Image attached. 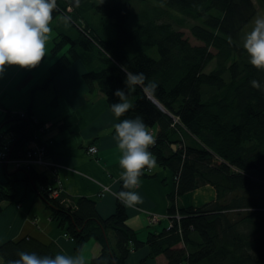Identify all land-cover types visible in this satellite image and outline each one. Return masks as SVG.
Wrapping results in <instances>:
<instances>
[{
  "label": "trees",
  "instance_id": "16d2710c",
  "mask_svg": "<svg viewBox=\"0 0 264 264\" xmlns=\"http://www.w3.org/2000/svg\"><path fill=\"white\" fill-rule=\"evenodd\" d=\"M145 2V8L133 9ZM173 12L195 21L187 28L201 45L186 38L181 31L185 20H175ZM257 13L253 0H57L51 22L63 17L64 29L53 51H67L51 66L45 87L83 61L89 68L84 82L98 86L111 111L110 105L119 102L114 92L126 90L121 66L158 84L155 94L140 86L129 91L134 107L124 118L139 114L151 128L155 143L150 151L158 166L143 170L140 179L157 178L156 168L171 174L162 183L169 187L172 225L142 240L128 225V209L120 199L107 218L95 201L71 199L57 178L58 165L49 158L47 135L59 123L41 121L30 109L0 116V165L5 169L0 215L5 203L22 204V186L42 200L76 253L90 241L101 246L90 264H126L142 248L148 254L138 264L160 256L162 264H264V71L251 66L240 44ZM153 49L157 58L150 54ZM253 79L262 87L253 88ZM91 148L98 153L91 146L87 154L96 156ZM20 160L25 164L16 167L14 161ZM205 186L215 190L214 201L182 204ZM124 190L121 181L117 193ZM143 213L150 225L158 223ZM18 251L54 255L61 249L32 236L0 244L5 262L18 258Z\"/></svg>",
  "mask_w": 264,
  "mask_h": 264
},
{
  "label": "crops",
  "instance_id": "0c3cea01",
  "mask_svg": "<svg viewBox=\"0 0 264 264\" xmlns=\"http://www.w3.org/2000/svg\"><path fill=\"white\" fill-rule=\"evenodd\" d=\"M63 21L54 27V21L50 22L51 32L45 45V57L35 68L25 72L26 69L15 65L5 66V72L0 75V116L5 111L16 114L30 109L41 121L51 125L59 123L52 126L47 135L49 158L58 165L57 178L71 199L77 201L87 197L95 201L100 215L107 218L116 209L118 198L112 193H117L122 181L119 161L123 153L114 139L116 118L98 86L90 88L84 82L83 75L89 68L83 61L74 62L44 86L51 66L67 51V48L58 54L53 51L64 29ZM91 146L98 148L96 156L87 154ZM157 174V178L140 179V186L136 190L144 202L134 207L126 206L128 225L138 232L142 240L146 239L148 232H161L171 225L166 217L169 187L162 183V179L170 178L171 174ZM4 179L5 169L0 165V182ZM104 187H108L109 191L103 194ZM208 187L188 194L182 199V204L198 207L214 201L216 192ZM19 190L21 196L24 195L19 196L23 199L22 204L5 203L0 215V244L32 236L44 243H55L61 252L82 255L85 264H90L91 259L101 253V246L93 241L86 244L81 253H76L74 242L51 220L42 200L33 193L25 192L22 186ZM143 211L160 215V221L150 225ZM147 254L146 248L132 252L126 264H138ZM0 264H5V261L0 260ZM147 264L162 263L157 258L149 260Z\"/></svg>",
  "mask_w": 264,
  "mask_h": 264
},
{
  "label": "clouds",
  "instance_id": "9594fccd",
  "mask_svg": "<svg viewBox=\"0 0 264 264\" xmlns=\"http://www.w3.org/2000/svg\"><path fill=\"white\" fill-rule=\"evenodd\" d=\"M56 9L57 0H0V75L5 72L6 65L32 69L40 64L45 57V45L51 32L49 24ZM243 49L251 66L264 71V14L253 18L251 29L243 37ZM121 70L126 74V90L117 89L114 92L119 102L111 104L110 109L119 120L113 125L114 139L123 153L119 161L122 169L120 179L126 190L112 195L126 206L134 207L144 202L136 190L140 186L143 170L157 167L158 161L150 151L155 140L143 117L137 114L134 118H124L134 107L128 92L140 86L146 94H155L158 84L149 80L143 72L134 73L127 66H121ZM250 84L253 88L262 87L255 79ZM17 257L5 264H85L82 255L64 252L40 255L18 251Z\"/></svg>",
  "mask_w": 264,
  "mask_h": 264
},
{
  "label": "rangeland",
  "instance_id": "374dc122",
  "mask_svg": "<svg viewBox=\"0 0 264 264\" xmlns=\"http://www.w3.org/2000/svg\"><path fill=\"white\" fill-rule=\"evenodd\" d=\"M253 2H254V4H255V6L257 7V9H258V13H257V15L264 14V6H263V3H261L259 0H253ZM139 5H140V6H138V5L134 6L133 9L136 10V9H138V8H145V7L148 6L149 4L145 2V3L139 4ZM172 15H173L174 19L177 20V21H179V22H180L182 19L185 20L186 27H183V28L181 29V31L184 32L186 38L190 39V41H191V43H192L193 45H201L202 43L199 42V41H197V40L192 36V34H191V32H190V29L187 28V27H189L190 25L194 24L195 21H193L192 19L185 18L183 15H179V14L176 13V12H173ZM257 15H256V16H257ZM62 21H63V17L58 18L57 20H55V21L53 22V27H54V26H57L58 24H61ZM63 22H64V21H63ZM251 27H252V21L250 22V24H249L248 26H246V27L244 28V32H243V34H242V37H241V40H240V41H241L240 44L243 45V37H244V34H245L247 31H249V30L251 29ZM110 28L112 29L111 26H109L108 24H106V29H110ZM150 54L153 55V56L156 57V58L158 57V54H157L156 49L151 50V51H150ZM90 57H91V56H90ZM91 60H92V59H90L89 61L91 62ZM45 64H46V63H45ZM213 66H214V63L210 65V67L207 69V71H210V70L212 69ZM27 71H30V69H29V70L26 69L25 72H27ZM22 112H24V111H22ZM22 112H19V114L22 113ZM16 114H18V113H16ZM50 127H51V125H49V126L47 127V129H50ZM90 153H91L92 155H95V154H97V151H96V152H92V151L90 150ZM9 168H10V170H13V169H14L12 166L9 167ZM156 170H157L158 173L162 171V170H159V169H157V168H156ZM205 187H208V186H205ZM202 188H204V187H202ZM202 188H200V189H202ZM208 188H210L211 190H213L212 187H208ZM103 191H104V193H106V192L109 191V188H108V187H104V188H103ZM104 193H103V194H104ZM55 196H57V195H55ZM211 202H212V201H211ZM208 203H209V202H208ZM205 204H206V203H205ZM203 205H204V204H203ZM198 207H199V206H198ZM146 212H147V211H146ZM148 213H149L148 215L150 216V219H151V221H152L153 223H157V222L160 221V219H161L160 215H158V214H156V213H152V212H148ZM166 217H169L168 213L166 214ZM155 220H157V221H155ZM170 223H171V222H170ZM171 225H172V224H171ZM163 230H164V229H162L161 231H163ZM43 243H44V242H43ZM46 244H49V243H46ZM159 261H160L161 263H164V262H165L164 257H163V256H160V257H159Z\"/></svg>",
  "mask_w": 264,
  "mask_h": 264
},
{
  "label": "built area",
  "instance_id": "2783aa9c",
  "mask_svg": "<svg viewBox=\"0 0 264 264\" xmlns=\"http://www.w3.org/2000/svg\"><path fill=\"white\" fill-rule=\"evenodd\" d=\"M90 150L92 152H96L97 151L96 148H91ZM2 155H5V154L3 153ZM14 162H15V166L16 167H20L21 165H24L25 164L26 160H20V161H14ZM57 194H58V192L57 191H54L53 195H57ZM155 221H157V220H155Z\"/></svg>",
  "mask_w": 264,
  "mask_h": 264
},
{
  "label": "water",
  "instance_id": "95a60500",
  "mask_svg": "<svg viewBox=\"0 0 264 264\" xmlns=\"http://www.w3.org/2000/svg\"><path fill=\"white\" fill-rule=\"evenodd\" d=\"M152 99V101L156 104V105H158V107H160V108H162V106L155 100V99H153V98H151ZM163 109V108H162Z\"/></svg>",
  "mask_w": 264,
  "mask_h": 264
}]
</instances>
